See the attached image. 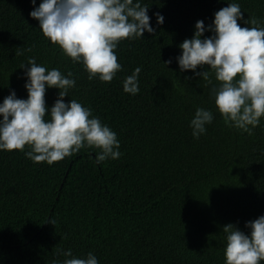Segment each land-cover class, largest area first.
Masks as SVG:
<instances>
[{"label":"trees","instance_id":"16d2710c","mask_svg":"<svg viewBox=\"0 0 264 264\" xmlns=\"http://www.w3.org/2000/svg\"><path fill=\"white\" fill-rule=\"evenodd\" d=\"M0 264H264V0H0Z\"/></svg>","mask_w":264,"mask_h":264}]
</instances>
